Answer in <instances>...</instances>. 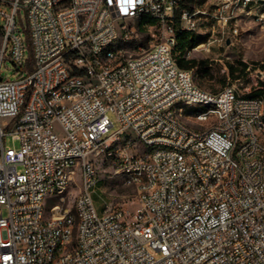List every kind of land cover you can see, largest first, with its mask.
<instances>
[{
    "label": "built area",
    "instance_id": "obj_1",
    "mask_svg": "<svg viewBox=\"0 0 264 264\" xmlns=\"http://www.w3.org/2000/svg\"><path fill=\"white\" fill-rule=\"evenodd\" d=\"M228 6L213 15L223 33ZM206 13L182 0H0V264H264V94L206 90L177 61L178 30ZM101 156L135 187L134 209L99 210Z\"/></svg>",
    "mask_w": 264,
    "mask_h": 264
},
{
    "label": "rangeland",
    "instance_id": "obj_2",
    "mask_svg": "<svg viewBox=\"0 0 264 264\" xmlns=\"http://www.w3.org/2000/svg\"><path fill=\"white\" fill-rule=\"evenodd\" d=\"M182 1L195 9L207 12L198 16V27L195 31L197 35L205 36L200 43L205 46L191 49V52L184 54L187 58L198 61L193 68H190L195 83L213 92H219L223 87L234 84L243 96L264 94V0H250L247 3L246 0ZM224 5H229L228 14L232 15L225 33L222 32L217 19L213 16L218 8ZM25 15V10H22L18 17H25ZM154 21L155 19L150 15L141 17L142 30L146 31ZM235 29L237 32H234ZM24 36L26 39L25 33ZM148 38L149 33L145 32L129 42L122 43L125 55L138 54L141 48L149 45ZM175 51L179 57L181 50ZM27 56H29V50H27ZM1 74L6 79L17 77L11 60H4ZM179 106L180 103H177L174 108L178 109ZM111 117L114 119L113 114ZM186 119L193 124L191 115H187ZM118 127L119 124L116 122L112 130ZM5 143L7 146H20V141L14 139L12 134L5 136ZM96 166L99 180L93 196L99 210H102L107 202L134 209L136 189L125 182L123 175L115 172L113 161L101 156L96 161ZM79 185H73L69 189L67 204L75 199L80 189Z\"/></svg>",
    "mask_w": 264,
    "mask_h": 264
},
{
    "label": "trees",
    "instance_id": "obj_3",
    "mask_svg": "<svg viewBox=\"0 0 264 264\" xmlns=\"http://www.w3.org/2000/svg\"><path fill=\"white\" fill-rule=\"evenodd\" d=\"M182 3L187 6L188 8L192 9V6L187 5L184 1ZM156 21H154L155 23ZM26 34V41L28 44V50H29V58L30 60H33V49L31 45V36L28 32V30L25 31ZM205 37V36H204ZM200 35H197L193 31L188 30H178V44H177V50H181V55L177 56L178 64L181 68L190 69L193 68L197 64V60L194 58H187L184 56V54L194 47H196L198 44L201 43V40L204 38ZM203 62V61H199ZM233 70L234 67L232 66Z\"/></svg>",
    "mask_w": 264,
    "mask_h": 264
}]
</instances>
